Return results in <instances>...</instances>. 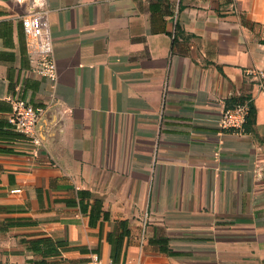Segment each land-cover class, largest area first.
<instances>
[{
  "label": "crops",
  "instance_id": "1",
  "mask_svg": "<svg viewBox=\"0 0 264 264\" xmlns=\"http://www.w3.org/2000/svg\"><path fill=\"white\" fill-rule=\"evenodd\" d=\"M32 10L55 91L33 73ZM251 68L264 70V0H0V264H264ZM244 97L253 131L223 130ZM16 99L46 109L42 146L12 125Z\"/></svg>",
  "mask_w": 264,
  "mask_h": 264
},
{
  "label": "built area",
  "instance_id": "2",
  "mask_svg": "<svg viewBox=\"0 0 264 264\" xmlns=\"http://www.w3.org/2000/svg\"><path fill=\"white\" fill-rule=\"evenodd\" d=\"M25 33L28 55L33 63V73L46 78L50 82L53 91L58 85V68L54 57V45L51 38L48 22L45 14L32 10L21 18ZM248 75L253 76L259 86L264 88V70L251 68ZM252 99L236 104L234 107L225 108L221 113L219 126L229 132L243 134L244 126L250 112ZM46 109L34 107L23 99H16L13 102L11 123L14 128L25 134L35 146H42L37 128L44 118ZM145 240L144 234L141 237V245ZM88 264H121L113 261L105 263L99 256L95 255Z\"/></svg>",
  "mask_w": 264,
  "mask_h": 264
},
{
  "label": "trees",
  "instance_id": "3",
  "mask_svg": "<svg viewBox=\"0 0 264 264\" xmlns=\"http://www.w3.org/2000/svg\"><path fill=\"white\" fill-rule=\"evenodd\" d=\"M248 99L249 98H247V97L240 98V99H233V100H231V103L227 108L234 107L236 104L242 103ZM256 114H257L256 107L252 103L250 106V112H249V115L247 117L246 124L244 126V133H251L253 131L254 125L256 123Z\"/></svg>",
  "mask_w": 264,
  "mask_h": 264
}]
</instances>
